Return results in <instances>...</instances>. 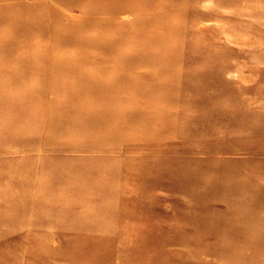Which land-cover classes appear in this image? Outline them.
Here are the masks:
<instances>
[{
    "label": "rangeland",
    "instance_id": "1",
    "mask_svg": "<svg viewBox=\"0 0 264 264\" xmlns=\"http://www.w3.org/2000/svg\"><path fill=\"white\" fill-rule=\"evenodd\" d=\"M108 1L0 0V79L19 81L0 84L9 92H0V111L15 113L0 120V264H264V0H114L119 10L97 29L111 16ZM83 20L90 28L76 29ZM117 31L127 33L117 47L97 49L114 46ZM144 38L164 50L137 52ZM133 54L181 59L192 87H145L118 99L123 108L97 101L100 130L61 108L66 96L46 101L37 92L35 75L52 72L49 57L75 71L84 58L101 65ZM49 117L50 126L41 125Z\"/></svg>",
    "mask_w": 264,
    "mask_h": 264
},
{
    "label": "bare ground",
    "instance_id": "2",
    "mask_svg": "<svg viewBox=\"0 0 264 264\" xmlns=\"http://www.w3.org/2000/svg\"><path fill=\"white\" fill-rule=\"evenodd\" d=\"M13 2H16L17 3V1H13ZM109 2V9L111 10V16L109 17V18H107L104 22H103V24H100V25H98V26H94V27H97V29H106L107 27H109L108 26V23L109 22H111V20H112V18H113V14H115L118 10H119V7H118V5H117V3H118V1H114V0H110V1H108ZM15 4V3H14ZM14 6V5H13ZM2 8V7H1ZM92 8H94V7H92ZM89 9V8H88ZM98 9H103V8H100V7H98ZM89 11V10H88ZM108 11V10H107ZM94 12H97L96 10H94ZM124 13V12H123ZM124 16V15H123ZM122 16V17H123ZM52 17V16H51ZM1 18H2V16H1ZM54 18V17H53ZM92 18V16L90 15V12L88 13V17L86 18V19H91ZM252 19V18H251ZM2 20V19H1ZM54 20V19H53ZM204 23V22H203ZM202 23V24H203ZM207 22H205V24H206ZM51 24H52V22H51ZM208 24V23H207ZM24 25V24H23ZM26 26V25H25ZM201 26H203V25H201ZM93 27V28H94ZM1 28V27H0ZM28 28H29V26H28ZM90 28V26L87 24V21L86 20H83L82 21V25H79L78 26V28H76V29H81V30H83V29H89ZM31 29V28H30ZM109 29V28H108ZM146 30V29H145ZM22 31V30H21ZM151 31H153V30H151ZM21 33V32H20ZM24 33V32H23ZM30 33V32H29ZM141 33L142 32H139V33H133L132 32V34H131V37H133V38H139V35H141ZM26 34V33H25ZM126 32H123V31H121V32H119V31H117L116 32V34H115V36L117 37L114 41V46H112V44L111 45H107V46H100V47H97L96 45H95V43L93 42L94 40H96V39H93V40H91L90 41V47L92 48V49H96L95 47H97V49H99L101 52H107V51H110V50H108V49H106V48H109V47H113V48H115V47H117L121 42L120 41H123V38L126 36ZM19 36V35H18ZM182 37H183V34L181 35V39H182ZM32 40H34V39H31V41ZM143 40H145V38L143 39ZM47 41V40H46ZM59 41H62V40H59ZM30 42V40L27 42V43H29ZM36 42V41H35ZM38 43V42H37ZM48 43V42H47ZM24 44V43H23ZM46 44V43H45ZM26 45H28V44H26ZM26 45H23L22 47H26ZM157 45V46H156ZM21 46V45H20ZM20 46H18V47H20ZM32 46V45H31ZM30 46V47H31ZM35 46V45H34ZM33 46V48L31 47V50L32 49H35V47ZM37 47H38V45H36ZM45 46V45H44ZM43 46V47H44ZM99 46V45H98ZM12 47H10V49H11ZM14 48H15V46H14ZM7 49H9V48H6V50ZM9 49V50H10ZM18 49V48H17ZM20 49H21V47H20ZM96 49V50H97ZM110 49V48H109ZM147 49H155V50H161V51H163L164 50V47H162L160 44H159V40H157L156 38H154V39H149V40H145V42H142V43H139L138 44V46L136 47V50H137V52L139 51V50H141L140 52H143V51H145V52H147L146 50ZM163 49V50H162ZM16 50V49H15ZM19 50V49H18ZM17 50V51H18ZM26 50V49H25ZM24 50V51H25ZM27 50H28V48H27ZM36 50H37V48H36ZM103 50V51H102ZM21 51V50H20ZM12 52V51H11ZM19 52V51H18ZM26 52V51H25ZM48 52V51H47ZM98 52V51H97ZM171 52H173V51H171ZM7 53V52H6ZM15 53H17V52H15ZM22 53V52H21ZM22 54H24V53H22ZM25 54H27V52L25 53ZM28 54H29V52H28ZM38 54V53H37ZM36 54V55H37ZM96 54V53H95ZM165 54H167V50H165ZM176 54V53H175ZM175 54H173V53H171V58H175V57H173V56H175ZM98 55V54H97ZM17 56H19V55H17ZM21 56H23V55H21ZM32 56H35V55H32ZM43 56H44V54H43ZM51 56V55H50ZM185 57L186 56V53H185V51L183 52L182 50L179 52V57ZM36 57V56H35ZM42 57V56H41ZM47 57H48V53H47ZM162 57V55L161 56H157V57H155V58H150V59H148V60H145L146 58H143V57H139L138 56V54H133L132 56H129V57H124L122 60H118V61H112V64H101V65H97V61H95V60H97V59H95V57H92V58H84V63H85V65L84 66H76L77 68L75 69V71H73V70H68V69H65V67H64V69H61L60 67H61V61L60 60H58V59H55V58H51V57H49L48 58V61H46L47 62V65H50V67L49 68H51V73L50 74H47L48 72L46 71V73H44V71L42 72V73H44V74H47V76H46V78H44V77H41V75L42 74H40V75H35V78H36V80L38 81V84L39 85H37V84H35V86H39V88H38V90H37V92L38 93H40L41 95H44V96H46V101L47 100H50L49 98L50 97H54V94H56V95H63V96H66L67 97V100L66 99H64L63 100V102H62V104H64V105H61V108H65V107H71V110H72V112H74V111H78L80 114H83L84 115V117H80V116H78V117H75L77 120H79V121H88V124H94L95 125V128L97 129V128H99V125H97V116L99 115V111L98 112H92L91 111V109H92V105L93 104H95V102H97V101H101L102 103L103 102H105L106 103V106H109V107H116V108H123V106H120L121 104L119 103V100L118 99H120L121 97H125V98H128L127 96H129L130 94H134L135 92H137L138 94L140 93V92H142V91H144L145 90V87H147V88H153L152 90H154V91H178V90H182V91H186V90H189L192 86H189L188 85V83H186V81H185V79H186V77L188 76V75H190V73L188 72V68H187V66H185L184 64H181L182 63V61H181V59L180 60H175L174 62H170V61H167V62H165V61H163L162 59H160ZM5 58V57H4ZM23 58V57H22ZM42 58H44V57H42ZM0 59H1V57H0ZM10 58H8V60H9ZM17 59V58H16ZM28 59V58H27ZM38 59H39V57H38ZM12 60H14V59H12ZM20 60H21V58H20ZM33 60V59H32ZM35 60V59H34ZM33 60V61H34ZM2 61V60H1ZM11 61V60H10ZM22 61H24V60H22ZM5 62H7V61H5ZM32 62V61H31ZM36 62H37V60H36ZM1 63H3V62H1ZM11 63H12V61H11ZM181 64V65H179V67H180V70L182 71V73H180L179 75H177V74H175V65H177V64ZM14 64V63H13ZM16 64V63H15ZM21 64V63H20ZM23 64H27V63H25V62H23ZM22 64V65H23ZM29 64V63H28ZM27 64V65H28ZM1 65V64H0ZM3 65H5V63L3 64ZM2 65V66H3ZM32 65V64H31ZM36 65V64H35ZM35 65H33V67H36ZM88 65H91L93 68H90V69H94L92 72H90V73H87V71H85L83 68H86V66H88ZM29 66V65H28ZM27 66V67H28ZM6 67H8V65L6 66ZM13 67V66H12ZM33 67L31 66V68L33 69ZM134 67H140V68H142V67H145V71H143V72H133V71H130V68H134ZM2 68V67H1ZM46 68V67H45ZM174 68V69H173ZM4 69H5V67H4ZM10 70H11V68H9ZM28 69V68H27ZM1 70H3V69H1ZM26 70V69H25ZM29 70H31V69H29ZM28 70V71H29ZM40 70V69H39ZM48 70V69H47ZM238 70V69H237ZM5 71L7 72V69L6 70H4L3 72L5 73ZM12 72H13V70H11ZM22 71V70H21ZM27 71V72H28ZM42 71V70H41ZM85 71V72H84ZM18 72V71H17ZM237 72V71H236ZM251 72V71H250ZM249 72V73H250ZM3 73V74H4ZM23 73V72H22ZM26 73V72H25ZM29 73H32V71L31 72H29ZM254 73V72H253ZM252 73V74H253ZM159 74H162V78H161V80H151V79H148V77H150V76H154V75H159ZM251 74V76L252 77H254V75H252ZM23 75V74H22ZM30 75V74H29ZM248 75V79H249V75L250 74H247ZM11 76V75H10ZM12 76H14V75H12ZM19 76V75H18ZM43 76V75H42ZM234 76V75H233ZM26 76H25V74L22 76V77H20V78H22V79H24ZM14 78V77H13ZM244 78V77H243ZM29 79V78H28ZM25 81V80H24ZM30 81H32V80H30ZM29 81V84L31 83ZM2 83H5V87H6V83H7V85H9V88L11 87V86H13V88L16 86V85H18L19 84V81L18 80H16V79H11V80H9V81H1V79H0V84L1 85H3ZM24 83V82H23ZM11 85V86H10ZM30 85H32V84H30ZM177 86V88H178V90L176 89V90H165L166 89V87L167 86ZM20 87H24V86H26V83L22 86V84L21 85H19ZM19 86H17L18 88H20ZM27 86H29V85H27ZM46 86V87H45ZM30 87V86H29ZM32 87V86H31ZM33 87H34V85H33ZM32 87V90L33 89H35V88H33ZM3 88H4V86H3ZM222 88H224V84L222 83ZM6 89H8V88H6ZM12 89V88H11ZM24 91H26V88L24 89V88H22ZM30 89V88H29ZM1 90H2V88H1ZM20 90V89H19ZM2 91H5L6 93H7V91L6 90H2ZM2 91H0V92H2ZM30 91H31V89H30ZM35 92V91H34ZM102 92H104V94L105 93H114V94H116L117 95V97L118 98H106L105 97V95H100V93H102ZM4 93V92H3ZM2 93V94H3ZM5 93V94H6ZM9 93V92H8ZM7 93V94H8ZM25 93V92H24ZM30 93V92H29ZM37 93V94H38ZM5 94H3V95H5ZM6 94V95H7ZM15 94H16V92H15ZM17 94H18V92H17ZM21 94V93H20ZM20 94H18L19 96H21V99H23V100H27V99H30L31 100V98L30 97H27V94H23V95H20ZM11 95V94H10ZM17 96V95H16ZM48 96V97H47ZM140 96V95H139ZM1 97V96H0ZM6 97H8V95L6 96ZM5 97V98H6ZM11 97H12V95H11ZM14 97V96H13ZM2 99H3V97H1ZM169 98H170V100H172L173 102L175 101V99H176V97H174V96H169ZM2 99H0V102L1 101H4V100H2ZM41 99H42V97H41ZM43 101V100H42ZM2 103V102H1ZM47 103V102H46ZM58 104L57 105H54V106H52L51 104H48L46 107H49V108H52L53 107V109L54 108H59L60 107V105H59V103L60 102H57ZM4 106V105H3ZM44 108V107H43ZM47 109V108H46ZM46 109H45V111H46ZM13 111H11L10 109L9 110H7V111H5V114L2 112V111H0V120H3L4 122H5V120L6 121H10V122H12V119H14V115H13V113H12ZM4 114V115H1V114ZM21 113V112H20ZM26 113V112H25ZM109 113V112H108ZM108 113H103V115L104 116H106V117H108V118H110L111 120H112V122L114 123V122H118L119 124L121 123V122H123L122 121V119L121 118H116V117H114L113 116V114L110 112L109 114ZM15 114V113H14ZM26 116V115H25ZM44 116H45V112H44ZM43 116V117H44ZM256 116V115H255ZM44 119V118H43ZM61 119H63V118H61ZM69 118H66V119H63V120H68ZM45 120V119H44ZM52 121H53V119L51 118V117H49L48 119H46L45 121H43L42 123H41V125H45V126H47L48 127V125L50 126V124L52 123ZM9 122V123H10ZM16 122H19V121H16ZM16 122L14 123V121H13V123H14V125L16 126ZM41 121H37V124H39ZM245 122V121H244ZM12 123V124H13ZM2 125H0V127H1ZM19 126H20V124H19ZM263 127V126H262ZM261 127V128H262ZM63 130V129H62ZM61 130V131H62ZM97 130H100V129H97ZM113 131H115V130H112L111 132H113ZM259 131V130H258ZM32 132V131H31ZM60 133V132H59ZM2 134H5V133H2ZM61 134V133H60ZM6 135V134H5ZM32 135V134H31ZM41 135V134H40ZM45 137L46 138H44L45 139V143L47 144V145H52V142H53V140H55V139H53L52 138V136H51V134H50V129L49 130H46V134H45ZM39 139V138H38ZM40 140H41V138H40ZM18 142V141H17ZM16 143V142H15ZM34 143V142H33ZM9 144V143H8ZM8 144H7V146H8ZM46 144L44 145V146H46ZM54 144V143H53ZM56 144V143H55ZM5 145V144H4ZM31 145V144H30ZM2 146V145H1ZM127 146V145H126ZM120 147V146H119ZM123 147V146H122ZM6 148V147H5ZM8 148V147H7ZM54 148V147H53ZM105 148H107V147H105ZM120 149V148H119ZM2 150V149H1ZM6 150V149H5ZM7 151V150H6ZM6 151H5V153H6ZM0 152H2V151H0ZM8 152V151H7ZM51 152H54V151H50V153ZM9 153V152H8ZM4 154V153H3ZM2 155V154H1ZM15 160V159H14ZM24 160V159H23ZM45 160V159H44ZM60 160V159H59ZM25 161V160H24ZM28 161V160H27ZM26 161V162H27ZM30 161V160H29ZM62 161V160H61ZM16 162H17V160H16ZM31 162V161H30ZM101 162V161H100ZM12 163V162H11ZM19 163V162H18ZM18 163H16V165H17V167H18ZM25 163V162H24ZM33 163L35 164V162L33 161ZM40 163V162H39ZM48 163V162H47ZM115 163V162H114ZM9 164V163H8ZM25 164H27V163H25ZM44 164H45V162H44ZM49 164V163H48ZM61 164V163H60ZM104 164V163H103ZM16 165H14V166H16ZM24 165V164H23ZM45 165H47V164H45ZM10 166V165H9ZM12 166V165H11ZM22 166V165H21ZM20 165H19V169H18V171L23 167H21ZM27 166H29V164L27 165ZM30 167H31V165H30ZM46 167V166H45ZM14 168V167H13ZM48 168V167H47ZM69 169V168H68ZM50 170H51V168H50ZM4 172H6L5 170H3V169H1L0 170V176H2L3 175V173ZM22 172V171H21ZM47 172H49V171H47ZM17 173H19V172H16V174ZM21 174V173H20ZM32 175V174H31ZM20 176V175H19ZM12 177V176H11ZM40 177H42V176H40ZM16 180H17V178H15ZM21 179V178H20ZM44 179V178H43ZM34 180V179H33ZM8 181V180H7ZM35 181V180H34ZM44 182V181H43ZM58 182V181H57ZM6 184H7V182H6ZM8 184H9V182H8ZM12 184H14L13 182H12ZM34 184V183H33ZM58 184V183H57ZM10 186H14V185H11V183H10ZM17 186V185H16ZM34 186V185H33ZM6 187H8V186H6ZM5 187V188H6ZM4 188V189H5ZM9 188V187H8ZM22 188V187H21ZM3 189V190H4ZM7 189V188H6ZM5 189V190H6ZM40 190H41V188H40ZM9 191V190H8ZM42 191V190H41ZM23 192V191H22ZM35 192V191H34ZM37 192V191H36ZM35 192V193H36ZM10 193H11V191H10ZM16 193V192H15ZM31 193V192H30ZM34 193V194H35ZM43 194L45 193L44 191L42 192ZM32 194V193H31ZM46 194H44V196H45ZM13 197H15V194H13ZM17 197V196H16ZM19 197H20V195H19ZM33 197H34V195H33ZM46 197H47V195H46ZM258 197H260V198H262V199H264V194L263 195H261V196H258ZM11 198H12V196H11ZM21 198V197H20ZM20 198H18L19 200H20ZM13 199V198H12ZM38 199H40V198H38ZM45 199V198H44ZM21 200H22V198H21ZM20 200V201H21ZM34 200V199H33ZM41 200H42V198H41ZM45 200H47V198L45 199ZM49 200V199H48ZM14 201H15V199H14ZM31 202L33 203V201L31 200ZM79 202V201H78ZM12 203V202H11ZM15 203H17V202H15ZM31 203V204H32ZM46 203V202H45ZM34 204V203H33ZM32 204V208H33V206L35 205H33ZM28 207V206H27ZM6 208H8V207H6ZM12 208V210L14 211L15 209H13V207H11ZM87 208V207H86ZM29 209V208H28ZM34 209V208H33ZM32 209V210H33ZM232 209V208H231ZM230 209V210H231ZM30 210H31V208H30ZM84 210V209H83ZM233 210V209H232ZM231 210V211H232ZM17 211V210H16ZM34 211V210H33ZM42 211V210H41ZM44 211H46L47 212V210H44ZM44 211H42V212H44ZM234 211V210H233ZM11 213H12V211H11ZM17 213V212H16ZM33 213V212H32ZM100 214V213H99ZM104 214V213H103ZM30 215V214H29ZM100 215H102V214H100ZM31 216H33V214L31 215ZM46 217H48V216H46ZM70 217V216H69ZM106 217V216H105ZM109 217V216H108ZM29 218H31V217H29ZM70 218H72V217H70ZM2 219V218H1ZM73 219V218H72ZM103 220H104V216H103ZM31 221V220H30ZM105 221V220H104ZM114 221V220H113ZM98 222V221H97ZM111 222H112V220H111ZM258 223V222H257ZM107 224V221H106V223L104 224V225H106ZM112 224V223H111ZM101 225V224H100ZM99 225V226H100ZM108 225H109V223H108ZM5 226H7V225H5ZM110 226V225H109ZM36 227V226H35ZM97 228V227H96ZM103 228V227H102ZM110 228V227H109ZM108 228V229H109ZM262 228V227H261ZM104 229V228H103ZM106 230V232L107 233H109L110 231L109 230ZM262 229H264V228H262ZM113 230H115V229H113ZM264 231V230H263ZM113 232V231H112ZM104 234H106V233H104ZM109 234H111V233H109ZM263 243V242H262ZM226 244V243H225ZM224 244V245H225ZM223 245V246H224ZM222 246V245H221ZM227 246H228V244H227ZM230 246V245H229ZM235 246V245H234ZM254 246V245H253ZM225 247V246H224ZM238 247V246H237ZM236 246L234 247L235 249L237 248ZM256 247H257V245H256ZM222 248V247H221ZM221 248H220V250H221ZM232 249H233V247H231ZM223 249V248H222ZM220 252V251H219ZM252 252V250L250 251V253ZM255 252V251H254ZM228 253V252H227ZM241 253H242V250H241ZM241 253H238V254H241ZM249 253V252H248ZM247 253V254H248ZM222 254V253H221ZM253 254V253H252ZM251 255V254H250ZM252 256V255H251ZM249 257V256H248ZM225 259H227V258H225ZM236 260H238V259H236ZM223 261V260H222ZM224 262V261H223ZM227 262H229V260H227ZM227 262H225L224 264H226ZM231 262H229L228 264H230Z\"/></svg>",
    "mask_w": 264,
    "mask_h": 264
}]
</instances>
